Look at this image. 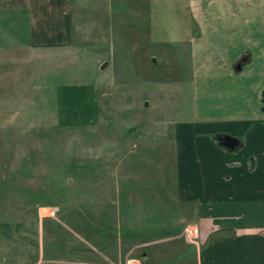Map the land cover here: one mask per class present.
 Listing matches in <instances>:
<instances>
[{
  "label": "rangeland",
  "instance_id": "rangeland-1",
  "mask_svg": "<svg viewBox=\"0 0 264 264\" xmlns=\"http://www.w3.org/2000/svg\"><path fill=\"white\" fill-rule=\"evenodd\" d=\"M188 5L71 0L72 41L58 47L35 45L26 18L0 9V243L8 244L0 260L24 257L19 229L49 218L60 226L49 221L42 235L54 255L25 264L196 262L181 222L190 207L167 202L170 224L157 199L161 186L178 183L177 135L195 122L190 44L199 32ZM84 87L94 91L97 120L88 122L84 97L85 123L66 124L61 93ZM224 136L212 134L219 148L243 149L242 138L222 148Z\"/></svg>",
  "mask_w": 264,
  "mask_h": 264
},
{
  "label": "crops",
  "instance_id": "crops-1",
  "mask_svg": "<svg viewBox=\"0 0 264 264\" xmlns=\"http://www.w3.org/2000/svg\"><path fill=\"white\" fill-rule=\"evenodd\" d=\"M188 7L199 32L190 44L195 47V122L185 125L186 135H177L178 183L161 186L157 199H163V218L169 223L167 202L190 207L181 222L196 245L194 264H264V0H189ZM0 9L22 22L26 18L37 31L33 38L41 41L35 45L72 41L71 0H0ZM84 97L93 106L88 122L97 120L94 91L70 88L60 101L66 124L85 123ZM217 133L244 139L243 149L227 153L214 143ZM251 158L257 160L253 171ZM43 220L19 229L24 257L0 264L51 260L54 253H47L42 235L47 222L54 230L60 226ZM28 232L37 234L34 241Z\"/></svg>",
  "mask_w": 264,
  "mask_h": 264
},
{
  "label": "water",
  "instance_id": "water-1",
  "mask_svg": "<svg viewBox=\"0 0 264 264\" xmlns=\"http://www.w3.org/2000/svg\"><path fill=\"white\" fill-rule=\"evenodd\" d=\"M106 66H107V64H104L101 69H105ZM221 145L223 148H226L229 150H235L240 145V142L236 138H233V137L227 135L221 139Z\"/></svg>",
  "mask_w": 264,
  "mask_h": 264
},
{
  "label": "trees",
  "instance_id": "trees-1",
  "mask_svg": "<svg viewBox=\"0 0 264 264\" xmlns=\"http://www.w3.org/2000/svg\"><path fill=\"white\" fill-rule=\"evenodd\" d=\"M220 141H221V139H220ZM239 146H241V144H240ZM239 146H238V148H239ZM222 148H223V147H222Z\"/></svg>",
  "mask_w": 264,
  "mask_h": 264
},
{
  "label": "built area",
  "instance_id": "built-area-1",
  "mask_svg": "<svg viewBox=\"0 0 264 264\" xmlns=\"http://www.w3.org/2000/svg\"><path fill=\"white\" fill-rule=\"evenodd\" d=\"M188 232V230H186Z\"/></svg>",
  "mask_w": 264,
  "mask_h": 264
}]
</instances>
